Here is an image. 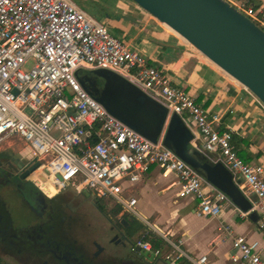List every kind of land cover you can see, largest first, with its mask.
<instances>
[{
    "label": "built area",
    "instance_id": "built-area-1",
    "mask_svg": "<svg viewBox=\"0 0 264 264\" xmlns=\"http://www.w3.org/2000/svg\"><path fill=\"white\" fill-rule=\"evenodd\" d=\"M227 1L264 29V4ZM79 68L115 71L165 105L169 118L178 114L193 133L192 142L201 140L195 147L232 172L252 209L261 213L264 229V166L239 155L232 130L219 129V114L210 115L75 0H0V152L24 141L31 163L40 162L29 179L45 195L89 189L113 201L121 214L138 215L137 198L127 192L158 166L164 175L175 174L180 196L195 198L198 217L216 218L230 201L162 138L153 142L110 113L81 85ZM224 230L233 264H264V247L231 226ZM162 238L169 249H154L143 237L135 245L168 261L208 264L206 254L184 250L181 239Z\"/></svg>",
    "mask_w": 264,
    "mask_h": 264
},
{
    "label": "crops",
    "instance_id": "crops-1",
    "mask_svg": "<svg viewBox=\"0 0 264 264\" xmlns=\"http://www.w3.org/2000/svg\"><path fill=\"white\" fill-rule=\"evenodd\" d=\"M94 1L102 3L107 14L104 13L102 21L116 28L115 34L109 31L112 35L120 38L132 50L145 55L151 65L161 68L174 86L193 96L210 115L219 114V129L232 130L233 143L239 155L245 161L264 166V105L249 89L133 0ZM254 2L264 4V0ZM164 132L160 136L162 140ZM200 142L201 140L196 139L192 143ZM149 186L165 196V203L163 199L160 201L167 208L166 214L161 215L160 210L147 214L136 207L138 215H129L142 217L149 223L147 219L155 214V222L150 224V230L161 238L166 235L174 241L181 239L182 248L191 255L206 254L208 264H233L230 256L234 249L231 240L224 237L226 226L233 227L236 233L243 234L264 247V229L259 227L261 213L257 209L243 212L230 200L225 202L220 216L197 219V202L192 196H180V187L174 173L164 175L160 167L154 166L132 183L128 192L136 197L135 193L139 189ZM169 192L170 195L166 197L165 194ZM169 210H173V217L176 215L177 221L173 226L166 222L169 219ZM166 245L164 250L169 249L167 242ZM99 258L94 259L102 264H114L111 252L104 258ZM154 260H157V264H182L186 259L167 261L163 256H155Z\"/></svg>",
    "mask_w": 264,
    "mask_h": 264
},
{
    "label": "water",
    "instance_id": "water-1",
    "mask_svg": "<svg viewBox=\"0 0 264 264\" xmlns=\"http://www.w3.org/2000/svg\"><path fill=\"white\" fill-rule=\"evenodd\" d=\"M160 22L182 35L191 46L249 89L264 105V29L227 0H133ZM76 76L82 86L107 110L153 142L164 132L163 141L205 179L225 193L243 212L253 208L251 201L235 183L232 172L222 163L204 160L192 140L193 133L176 113L169 118L165 105L148 96L121 74L95 68L90 72L103 79L97 95L88 90L92 77ZM88 81V83H87ZM35 161L25 169L17 165L21 179L39 166ZM43 177V176H42ZM38 191L42 192L39 188ZM43 193V192H42ZM255 214V213H253ZM122 240L148 261L155 254L134 246L126 235Z\"/></svg>",
    "mask_w": 264,
    "mask_h": 264
},
{
    "label": "flooded vegetation",
    "instance_id": "flooded-vegetation-1",
    "mask_svg": "<svg viewBox=\"0 0 264 264\" xmlns=\"http://www.w3.org/2000/svg\"><path fill=\"white\" fill-rule=\"evenodd\" d=\"M102 84L88 87L97 95ZM23 150L19 155L11 150L0 152V263L102 264L94 259L102 248L92 246L96 241L92 220L100 216L107 223L102 237L125 248L111 252L114 264H157L122 240L126 235L136 246L137 233L130 232L135 217L121 214L117 218L110 210V200H101L89 189L72 187L47 196L29 178L21 179L17 165L27 169L32 164L27 147Z\"/></svg>",
    "mask_w": 264,
    "mask_h": 264
},
{
    "label": "rangeland",
    "instance_id": "rangeland-1",
    "mask_svg": "<svg viewBox=\"0 0 264 264\" xmlns=\"http://www.w3.org/2000/svg\"><path fill=\"white\" fill-rule=\"evenodd\" d=\"M75 1L82 8H84L87 12H89L91 15H93L96 19H98L100 21H102L101 18H103L104 13H105V15H107L106 12L103 10L102 3L95 2L94 0H75ZM105 1L106 0H104L103 2H105ZM103 22L109 31L113 32L114 34L116 33V28H113V26L108 25L105 21H103ZM31 64H32V62L27 67H29ZM163 144L166 147L172 149L171 146L167 142L163 141ZM24 145H25L24 141H19L13 147V149L7 148L6 150H11L15 154L19 155V154L25 152L23 150ZM28 181L30 184H32L33 187L38 188L35 181H33L31 179H28ZM237 181L241 182V180L239 178L237 179ZM127 193H129V192H127ZM135 195L138 199V204L136 207L139 211H141V212L144 211L147 214H151V213H153L154 210H160L159 212H161V215L166 214L167 208H166V206L161 204V201H160L163 199L164 200L163 202L165 203V199H164L165 196L160 195L153 186H149L146 189L145 188L139 189L135 193ZM165 195H167L166 197H168L170 195V192L165 194ZM251 198L255 199V196L252 195ZM100 199L103 201L107 200L106 198H100ZM108 202L110 203V210H113L112 212L115 213L114 208L116 207V205L111 200ZM169 213H170L169 219L166 220V222H167V224H169V225L171 224L173 226L175 224V221H177V220H175L176 215H174V217H173V215H172L173 210H171V211L169 210ZM174 214H175V212H174ZM120 215H121V212H118L115 216L117 218H119ZM127 216L135 217L133 215H127ZM155 217H156L155 214H153L151 217H149L147 219V221L149 223H147L142 217H137V218H139L140 221L145 222V224H146V228L143 231L150 230V228H151L150 224L151 225L154 224ZM172 217H173V219H172ZM196 218L197 219L198 218L199 219L200 218L201 219H203V218L207 219L206 217H198V216H196ZM93 219L94 220H92V224H93L92 229L94 230V235H93L94 238H92V239H95L96 241H95V243H93L92 246H93L94 250L97 249V245H100V247L102 248V250L97 255V257H100L99 259H102L109 252H124L125 251L124 247H122L120 245L112 244L108 240H106L105 238L102 237V235L104 234V231L106 229L107 223L100 216H95V217H93Z\"/></svg>",
    "mask_w": 264,
    "mask_h": 264
},
{
    "label": "trees",
    "instance_id": "trees-1",
    "mask_svg": "<svg viewBox=\"0 0 264 264\" xmlns=\"http://www.w3.org/2000/svg\"><path fill=\"white\" fill-rule=\"evenodd\" d=\"M79 69H80L79 76L81 78L86 80L87 77H92V83H95V85H97V87H98L99 82L103 83V79L98 77V76H96V75H94V74H92L90 72V69H86V68H79ZM87 83H88V81H87ZM88 90L90 91L89 87H88ZM98 90H100V88ZM202 155L204 157L203 158L204 160L209 161L212 164H214V162H212L205 154L202 153ZM114 212H115V214H117L118 212H120V208H118L116 206L114 208ZM127 215H129V214L128 213L124 214V216H127ZM131 227H132L131 231H130L131 234L137 233L136 239L139 238V237H143L144 239H146V240H148V241H150L152 243L154 249L160 248V249L164 250L167 247L166 242L164 241V239L161 238L160 236H158L152 230L143 231L146 228V224L144 222L140 221L139 218L135 217L134 223H132ZM182 264H187V261L183 260Z\"/></svg>",
    "mask_w": 264,
    "mask_h": 264
},
{
    "label": "bare ground",
    "instance_id": "bare-ground-1",
    "mask_svg": "<svg viewBox=\"0 0 264 264\" xmlns=\"http://www.w3.org/2000/svg\"><path fill=\"white\" fill-rule=\"evenodd\" d=\"M169 30H171L172 32H174L175 34H177L182 40H184L185 42H188L182 35H180L178 32H176L173 28H171L169 25L163 23ZM189 43V42H188ZM204 55V54H203ZM205 57H207L206 55H204ZM208 58V57H207ZM209 59V58H208ZM210 60V59H209ZM213 62V61H212ZM214 63V62H213ZM215 65H217L216 63H214ZM218 66V65H217ZM219 67V66H218ZM220 68V67H219ZM222 69V68H221ZM223 70V69H222ZM224 71V70H223ZM227 73V72H226ZM239 82V81H238Z\"/></svg>",
    "mask_w": 264,
    "mask_h": 264
}]
</instances>
